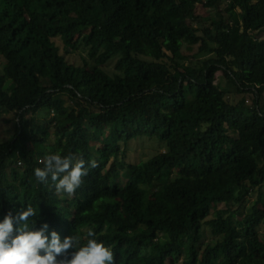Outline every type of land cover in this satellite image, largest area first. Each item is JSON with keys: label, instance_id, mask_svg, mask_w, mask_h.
<instances>
[{"label": "trees", "instance_id": "trees-1", "mask_svg": "<svg viewBox=\"0 0 264 264\" xmlns=\"http://www.w3.org/2000/svg\"><path fill=\"white\" fill-rule=\"evenodd\" d=\"M263 32L264 0H0V80L13 84L0 120L15 118L0 142V222L31 205L30 227L62 242L93 231L114 264H264ZM219 72L229 89L217 92ZM142 98L156 103L123 112ZM141 137L172 153L127 163ZM55 153L98 164L71 197L34 176ZM253 192L251 212L211 214Z\"/></svg>", "mask_w": 264, "mask_h": 264}, {"label": "clouds", "instance_id": "clouds-1", "mask_svg": "<svg viewBox=\"0 0 264 264\" xmlns=\"http://www.w3.org/2000/svg\"><path fill=\"white\" fill-rule=\"evenodd\" d=\"M41 163L43 167L34 170L36 180L47 184L50 178L55 192L69 197L81 186L88 167H98L95 160L86 162L74 154H48ZM35 215V209L28 205L15 217L9 213L0 222V264H114L113 251L98 242L93 231L87 233L89 238L83 245L77 234L62 242L60 235L52 231L49 239L47 223L39 230L30 227V218Z\"/></svg>", "mask_w": 264, "mask_h": 264}, {"label": "rangeland", "instance_id": "rangeland-1", "mask_svg": "<svg viewBox=\"0 0 264 264\" xmlns=\"http://www.w3.org/2000/svg\"><path fill=\"white\" fill-rule=\"evenodd\" d=\"M209 13L214 14L215 13V9H208ZM258 38H262L264 37V32L263 33H259L256 35ZM57 44L61 45L60 40H57ZM184 51L189 54V55H194L197 53V50L193 47H190L188 45H184ZM82 56H87V50L82 46L81 48H79V50L75 53H73L72 55H70L68 58L72 61L75 62L76 64H80L82 61ZM117 59H113L111 62H109L105 67L104 70L112 75L115 72V64H116ZM1 72V69H0ZM2 73H0L1 75ZM215 85H216V91L220 92L223 89H229L228 84L226 83V81L223 79L222 77V73H218L217 74V78L215 80ZM3 88L6 91H9L13 88V84L10 81H6L4 80V78L2 77L0 80V88ZM233 94V93H231ZM152 101H154L156 103V100L153 98H142L140 100H137L136 102H134L133 104L129 105L128 107H126L123 112H127V113H131V114H139L140 112H142V110L149 105ZM245 101L248 105H251L252 103V96L251 95H247L245 97ZM68 105V104H67ZM54 115H52L53 117ZM14 116L12 114L10 115H6L4 116V118L2 120H0V142H3L5 140H7L9 138V135H7L6 130H8L10 128V130H12L14 128ZM43 120L44 123H46L48 125L49 121L52 120V118L50 117L47 120L41 119ZM7 121V122H6ZM26 124L27 126H31L32 124V119L28 118L26 120ZM8 128V129H7ZM50 132L52 133L53 130L50 129ZM50 139L52 142H54V138L53 135L50 134ZM125 150V160L127 163H131L134 165L137 164H141L145 161H147L148 159L156 156L157 154L160 153H166V154H171L172 153V149L169 145L167 144H163L160 143L159 141H157L156 139L153 138H148V137H141V138H136L132 141L129 142L127 147H124ZM121 160V159H120ZM128 179V175H126V173H121L120 176V184L121 186H124V184L126 183ZM177 181V180H176ZM179 181V180H178ZM257 194L256 193H252L249 194L245 197V199H243V205H237V204H232L230 206L225 205V204H219L217 206H212L211 208V214L214 215L215 211L217 210H225L227 208L232 209L233 212L238 211L239 209L242 208V211H244V213H249L251 212V208L256 200ZM228 206V207H227ZM236 218H239L238 216ZM86 231L87 229L84 228L80 233H78L77 235L80 236L81 238V243L83 241L86 240ZM260 236L263 238L264 237V230L260 231ZM205 240L208 241L209 239L213 238V235L211 233L210 230L206 229L205 231ZM122 254H124V251H122ZM182 260H179L178 264H181Z\"/></svg>", "mask_w": 264, "mask_h": 264}]
</instances>
